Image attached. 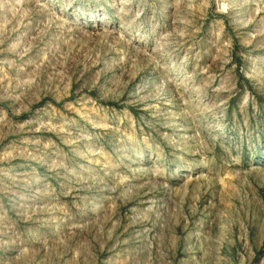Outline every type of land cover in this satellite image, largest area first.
<instances>
[{"label": "rangeland", "instance_id": "374dc122", "mask_svg": "<svg viewBox=\"0 0 264 264\" xmlns=\"http://www.w3.org/2000/svg\"><path fill=\"white\" fill-rule=\"evenodd\" d=\"M0 264H264V0H0Z\"/></svg>", "mask_w": 264, "mask_h": 264}]
</instances>
